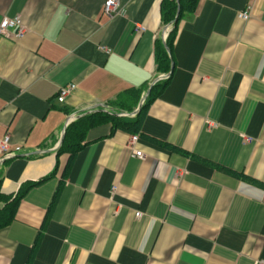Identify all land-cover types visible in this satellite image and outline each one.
Returning <instances> with one entry per match:
<instances>
[{
  "label": "crops",
  "instance_id": "0c3cea01",
  "mask_svg": "<svg viewBox=\"0 0 264 264\" xmlns=\"http://www.w3.org/2000/svg\"><path fill=\"white\" fill-rule=\"evenodd\" d=\"M105 1L0 0V23L27 28L0 35V139L21 147L0 155V209L35 184L0 264H264V0H199L174 23L172 0H121L114 18ZM159 82L138 132L104 122L60 152L72 122L130 89L134 117Z\"/></svg>",
  "mask_w": 264,
  "mask_h": 264
},
{
  "label": "trees",
  "instance_id": "16d2710c",
  "mask_svg": "<svg viewBox=\"0 0 264 264\" xmlns=\"http://www.w3.org/2000/svg\"><path fill=\"white\" fill-rule=\"evenodd\" d=\"M181 13L179 15L178 21L182 18L185 12H192L196 9L199 0H180ZM178 3L175 0L163 2L162 4V17L166 22H172L177 16ZM177 21V22H178ZM174 28L170 33L167 39V46L172 48V43L174 39ZM160 64H168L171 62V59L168 58L165 49L161 48V52L159 55ZM169 68V67H168ZM157 85V86H156ZM155 85L153 88V94L145 101L142 106V112H145L147 106L150 102H152L153 98L157 95L160 87V82ZM141 93L137 90L130 89L127 92L120 94L118 99L115 101V106L111 107L110 110L106 111L104 109H99L97 112H94L90 115L81 116L74 122H72L65 131V139L60 148V152H69L71 155H74L79 150L83 149L85 144H87L86 137L88 130L90 127L98 124H102L104 122H113L114 128H123L128 130L131 133L138 132V128H140V114L130 117V116H122L120 115L123 112H132L139 100ZM35 184H27L22 188V191L9 203H6L4 208L0 209V229L6 227L15 219V211L17 205L23 195ZM4 193L1 190V178H0V199L4 197Z\"/></svg>",
  "mask_w": 264,
  "mask_h": 264
},
{
  "label": "built area",
  "instance_id": "2783aa9c",
  "mask_svg": "<svg viewBox=\"0 0 264 264\" xmlns=\"http://www.w3.org/2000/svg\"><path fill=\"white\" fill-rule=\"evenodd\" d=\"M123 6L121 5V0H106L104 5V13L109 18H114L117 15L123 14ZM239 17L244 20H248L251 17V11L245 10L238 13ZM137 29L144 30L145 28L141 25L137 26ZM27 32V28L25 24L23 23L20 16L15 17H8L5 16L1 20L0 23V35L13 38V39H20L23 37ZM76 89L75 84H69L65 87H63L60 90L58 100L63 103L66 101L67 97L74 92ZM139 140V135L134 134L131 137L130 140V146L133 148L135 143ZM19 151H21V147H16L13 149L12 147V137L10 135H6L5 137L0 139V155L3 157V159H10L12 157H15ZM135 155L142 158L143 153L141 150H134ZM116 187H114V190ZM137 216H141L142 213L140 211L136 212Z\"/></svg>",
  "mask_w": 264,
  "mask_h": 264
},
{
  "label": "water",
  "instance_id": "95a60500",
  "mask_svg": "<svg viewBox=\"0 0 264 264\" xmlns=\"http://www.w3.org/2000/svg\"><path fill=\"white\" fill-rule=\"evenodd\" d=\"M177 2H178V12H177V16H176L175 20L173 21V23L176 22V21H178V19H179V15H180V13H181V6H180V4H179L180 0H177ZM157 81H158V80H157ZM149 94H150V90L147 92V95L144 96L143 99L140 101L138 108H137L133 113H131V116L137 115V114L140 112V110H141V108H142V106H143V104H144V101H145V99L148 97ZM127 114L129 115V113H124V115H127ZM122 115H123V114H122ZM64 138H65V132H63V134H62L60 144L63 143Z\"/></svg>",
  "mask_w": 264,
  "mask_h": 264
}]
</instances>
